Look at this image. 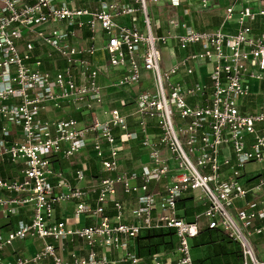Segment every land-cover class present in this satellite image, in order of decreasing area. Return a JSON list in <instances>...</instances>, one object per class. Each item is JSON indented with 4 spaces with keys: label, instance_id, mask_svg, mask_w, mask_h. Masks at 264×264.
<instances>
[{
    "label": "built area",
    "instance_id": "1",
    "mask_svg": "<svg viewBox=\"0 0 264 264\" xmlns=\"http://www.w3.org/2000/svg\"><path fill=\"white\" fill-rule=\"evenodd\" d=\"M157 1L0 0V164L22 165L19 178L0 177V215L25 206L31 214L0 232V264H194L190 241L202 220L239 243V264H264L251 241L264 235V222H254L264 219V206L246 200L249 190L264 191V176L247 188L241 174L250 162L264 163V110L240 108L250 83L264 81V30L251 25L264 21V8L227 7L235 32L198 30L170 16L159 33L150 10ZM181 3L168 0L172 8ZM164 48L173 51L169 59ZM197 63L209 67L210 82L188 85ZM106 89L125 90L133 111L107 106ZM84 150L99 173L87 177L90 164H81L73 177L88 178L82 187L58 161ZM118 189L136 206L118 198ZM185 197L202 208L192 220L179 215ZM69 201L71 220L94 222L59 216L56 207ZM169 228L170 249L138 254L140 232ZM26 238L41 239V248L1 256ZM76 240L81 247L64 256L65 241Z\"/></svg>",
    "mask_w": 264,
    "mask_h": 264
},
{
    "label": "crops",
    "instance_id": "2",
    "mask_svg": "<svg viewBox=\"0 0 264 264\" xmlns=\"http://www.w3.org/2000/svg\"><path fill=\"white\" fill-rule=\"evenodd\" d=\"M159 2V5H158ZM199 0H182L181 5L178 8H172L168 5V0H158L156 3H150V10L154 13L155 17L162 20H165L164 27H160V31L166 30V22L170 16H177L179 19L185 21L188 25L192 28L198 30H206V31H213L217 29H221L227 33L235 32L238 30V24L235 20L229 19V21L225 20L226 17V8L230 5L234 4L235 10H237L242 5H248L252 10L257 11L258 9L264 8V0H207V6H201ZM236 13V12H235ZM234 13V14H235ZM235 16V15H234ZM161 24V22H160ZM253 26L254 33H261L264 30V21L262 19L257 18L256 22H251ZM170 48H164L163 54L166 59H169L171 56ZM175 55L177 57H181L183 54L182 50L178 48H174ZM103 51L98 50L95 55V60L101 64V60L103 58ZM194 73L188 77H185L184 82L188 85L193 84L196 81H205L207 83L210 82V78L207 75V70L209 67H206L204 63H197L194 64ZM105 97V104L111 107H118L122 113H131L133 111L134 105L131 100V96L125 90L122 89H106L104 91ZM241 109L243 110H264V81H252L250 83V93L247 97L242 100ZM76 115V114H75ZM150 129H153L150 127ZM129 155L134 158V156L138 152V145L134 142L130 144ZM87 150L82 151L76 156H73L68 159H60L58 161L59 166L66 172L68 178L79 186L85 187L88 185V178L85 181H77L73 177V172L75 169L79 168L81 164L87 161L90 164V169L86 171L87 177L89 175L98 174V163L95 160L90 159L87 155ZM128 167H133L134 164L130 160H127L125 164ZM20 162H11L10 160L6 159L2 164H0V177L14 179L19 178L21 175ZM241 174L243 175L242 181L244 185L249 188L251 184L255 181L256 177L259 175L264 176V163L258 162H250L246 164L243 169L241 170ZM118 198L125 200V202L130 206L129 208H133L136 206V201L134 197L127 196L121 193V190L118 189L117 191ZM246 200L252 203V208H258L264 206V191L260 190H249L246 196ZM193 208H197L200 212H195L193 218L196 214H200L202 212V208L199 206V203L194 202L191 200ZM241 204L242 202H238ZM178 209H181L179 207ZM72 210V202L61 203L56 207V213L61 216H65L70 219V212ZM106 212L112 215L114 212L110 209L109 206L106 208ZM31 214L30 208L28 206L20 207L17 214L9 218H3L0 215V232L4 233V231L13 227L18 220L23 219L24 221H30ZM73 225L77 224H90L94 222V219L90 217L81 218L78 223H75L73 220H69V222ZM255 224L263 223L264 219H256ZM205 226V224H204ZM202 226L201 229L204 227ZM201 231V230H200ZM200 233V232H199ZM199 234L193 238L194 241H197ZM48 241H51L48 239ZM251 241L253 244L257 243V248H255L256 256L264 261V235H252ZM215 243L203 244V245H194L192 248V258L194 260H203L208 255L212 253V249L214 245L219 244L217 240L214 241ZM193 243V242H192ZM194 244V243H193ZM42 245V240L39 238H26L21 240H15L12 244L5 247V250L2 251L1 256L4 259L12 260L17 257H21L24 255H32L35 253L40 246ZM82 245V241L76 240L75 242H68L65 241V247L62 250L64 256H68V253L71 250L79 249ZM81 254H85V251H82ZM112 257L115 256V252L110 254ZM222 257V255L220 256ZM230 258L232 256L230 255ZM209 260V259H206ZM235 261L234 258H232ZM238 264L241 262V259H238ZM45 264H51L49 260L46 261Z\"/></svg>",
    "mask_w": 264,
    "mask_h": 264
},
{
    "label": "trees",
    "instance_id": "3",
    "mask_svg": "<svg viewBox=\"0 0 264 264\" xmlns=\"http://www.w3.org/2000/svg\"><path fill=\"white\" fill-rule=\"evenodd\" d=\"M191 200V197H185L179 202V207L182 210L179 215L188 220L193 219L195 212H200L197 208H193ZM173 236L174 231L171 228L145 230L136 236L134 244L138 254L147 255L158 251L161 246L170 249ZM216 240L220 243L214 245L212 253L203 260H194V264H238V259H241L240 245L231 240L221 228H209L205 225L201 229L197 241L192 238L190 243L193 248L194 245L215 243ZM221 255L222 257H220ZM230 255L235 261L230 258Z\"/></svg>",
    "mask_w": 264,
    "mask_h": 264
},
{
    "label": "rangeland",
    "instance_id": "4",
    "mask_svg": "<svg viewBox=\"0 0 264 264\" xmlns=\"http://www.w3.org/2000/svg\"><path fill=\"white\" fill-rule=\"evenodd\" d=\"M158 5H159V2H158ZM160 22H161V27L162 26L164 27L165 20L160 19ZM159 33H163V31H160ZM204 224H205V220H202L201 226H204ZM253 246H255V248H257V243L256 244L254 243Z\"/></svg>",
    "mask_w": 264,
    "mask_h": 264
}]
</instances>
